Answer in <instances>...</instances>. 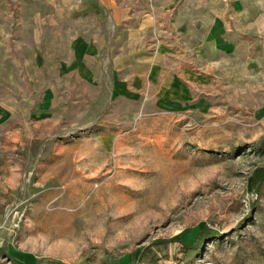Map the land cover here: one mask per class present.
<instances>
[{
	"label": "rangeland",
	"instance_id": "obj_1",
	"mask_svg": "<svg viewBox=\"0 0 264 264\" xmlns=\"http://www.w3.org/2000/svg\"><path fill=\"white\" fill-rule=\"evenodd\" d=\"M29 15L0 0V264H264V73L140 94Z\"/></svg>",
	"mask_w": 264,
	"mask_h": 264
},
{
	"label": "crops",
	"instance_id": "obj_2",
	"mask_svg": "<svg viewBox=\"0 0 264 264\" xmlns=\"http://www.w3.org/2000/svg\"><path fill=\"white\" fill-rule=\"evenodd\" d=\"M19 2L40 42L51 31L56 40L70 36L69 47L79 58L98 60L115 82L140 94L157 85L162 97L186 101L188 87L197 84L192 72L202 74L206 63L233 68L242 60L254 80L248 77L247 89L264 73V0ZM183 74L188 81L180 79Z\"/></svg>",
	"mask_w": 264,
	"mask_h": 264
},
{
	"label": "trees",
	"instance_id": "obj_3",
	"mask_svg": "<svg viewBox=\"0 0 264 264\" xmlns=\"http://www.w3.org/2000/svg\"><path fill=\"white\" fill-rule=\"evenodd\" d=\"M251 184L252 189L255 190L259 196L264 189V166H258L254 169L251 175ZM220 234L221 232L206 227L197 233L196 241L202 243L204 238L208 237V239H212L219 236Z\"/></svg>",
	"mask_w": 264,
	"mask_h": 264
},
{
	"label": "water",
	"instance_id": "obj_4",
	"mask_svg": "<svg viewBox=\"0 0 264 264\" xmlns=\"http://www.w3.org/2000/svg\"><path fill=\"white\" fill-rule=\"evenodd\" d=\"M249 188H250V189L252 188V185H251V184H249Z\"/></svg>",
	"mask_w": 264,
	"mask_h": 264
}]
</instances>
